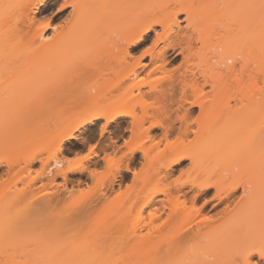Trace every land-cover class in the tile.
<instances>
[{"label":"bare ground","instance_id":"6f19581e","mask_svg":"<svg viewBox=\"0 0 264 264\" xmlns=\"http://www.w3.org/2000/svg\"><path fill=\"white\" fill-rule=\"evenodd\" d=\"M50 1L51 0H0V60L7 57H13L16 60H22L23 58L41 64L46 68L45 72L41 75H35L30 72L22 75L25 85L34 84L31 92L0 91V114H9L11 116H14L13 114H18V116L19 114H23L22 117L25 116V118H27L26 116H29V119L32 117L31 121L33 119L35 123L33 126H38L36 129L27 128L19 132L16 131L17 134H0V169L5 166L7 168V172L4 173L5 176L2 175L0 178V236L5 232H16L19 233V235L36 232L39 236L50 235V232L53 230L52 227L56 225V227H59L58 230L61 231L60 234H62L60 235V239L62 240H60L61 251H65L67 250L65 248L69 246L68 243H65L66 239L64 238L68 228L66 225L68 223V216L66 214L68 208L80 206L84 211H93L94 213L97 209L94 208L98 203H96V201L105 194L101 187L113 185L119 173L121 174L122 167L120 165L122 163V158H117L116 155L114 157L107 155L105 161L109 164V167L105 171L107 172L105 177H100V173V175H98L92 172L94 178L93 182L95 183H93L91 187L89 186L90 188L88 190L83 188L81 191L78 190V192L75 193L74 191L72 193L71 190L69 197H67L68 194L62 197L60 190L57 189L56 186L57 177L61 176L67 181L68 173L74 174L87 171L89 167L83 166V168L80 169L77 165L84 159L87 160L90 156L77 157L67 168H59L56 172H53L52 169H48L47 171L49 160L45 161L39 155H41L42 152H47L49 148H53L52 154L55 156L58 154L64 155V152L71 149L67 148L66 150L65 144L68 141L75 140L76 142L81 141L84 143L89 139L86 133L76 135V133L87 124H94L100 119H105L106 123L101 127V136H104L108 131L110 123L118 121L120 117L127 116L132 118L131 132L135 141L142 137L144 130V135L150 136L153 128L160 127L164 130V138L169 142V136L173 129L171 125L173 122H170L171 116L167 111L165 112L161 106L155 107L154 104H149L143 101L142 98L143 94L154 96L159 104V101L161 103L164 99L166 91L160 89L157 84L148 82L145 76H151L152 74L166 70L168 52L170 50L175 51L177 48L181 49L180 53L183 55V62L175 69L169 71V73H171L169 77L173 78L175 72H179V75L183 79H186L187 72H191L195 79L196 75L189 67L192 58V53H190L191 51L189 52V49L193 38L185 33L180 32V34L172 30L174 25L180 28V24L177 20L171 28H168L164 19L156 17L155 14L151 13L152 6L156 8L159 0H68L65 3L72 7V18L70 19L71 21L68 22V27L71 26L72 29L78 27L81 29V33H69L63 28L59 30L54 27L53 35L49 38L46 36V32L53 26L50 22L43 23L38 17L41 15L42 9L46 7ZM238 1L241 3L243 0ZM245 1H248L253 8L259 3L258 0ZM224 2L230 4L233 0H224ZM196 5V0H189L186 6H182L179 13L187 15L188 19L193 20L197 27L200 23L201 15L198 13L199 10ZM32 7H35L34 15L30 16L29 11L32 10ZM94 12V16L90 17L89 14H93ZM157 26L164 28L163 34H158L156 30ZM152 32H155L156 37L152 41L153 47L151 46L152 48H150V50L143 51V53L140 52V56L139 54L138 57L135 56V53L141 51L144 46L151 44ZM163 43L166 44L165 49L156 52L155 49ZM184 44L188 45V48L183 46ZM229 55L231 57H236L238 54L233 50L229 51ZM145 58L151 59V64L153 65L152 69H148L149 64L143 62ZM69 61L73 62L72 66L65 65L66 62ZM159 61H161V64H158ZM260 66L262 67L261 73L264 79V54L260 60ZM181 68H183L184 71H180ZM88 72H95L107 79V82L104 83L103 86H106L109 93H111L110 97L104 92L85 95L80 90L77 92L69 90L71 81L75 79L78 74H85ZM8 74H13V71L11 70ZM4 76L5 75L0 69V77ZM234 77L239 82L242 81V79L237 77V74H234ZM204 79L207 80L205 75ZM195 81L193 85L184 84L180 98L181 105L185 102H190L187 99L190 90L194 94V97H196V101L193 103L199 107L205 106L206 100L205 97H203L205 96L203 89L198 85L197 80ZM219 83L221 84L220 91H232L233 83L226 82L222 79L219 80ZM240 86L245 88L243 82ZM145 87H149V89L145 90ZM242 88L241 90L244 92L245 90ZM107 89L105 88V90ZM136 93H138L139 96L142 95L140 100L133 99L136 97L134 96ZM29 94L31 95L29 96ZM245 94V92L242 93V97L245 98H240V101L247 100L249 104L256 105L257 100L248 98V95ZM143 104H146L147 109L149 105H152V108L155 107L157 112L150 113L145 108L141 115L137 114V105H142L143 107ZM165 104L167 108H169L166 100ZM149 107L151 108V106ZM219 110L221 109L218 108V106L212 107L210 115L216 116ZM188 116L186 112L176 116V121L183 124L177 134V142H181L183 136L189 134L188 126L190 124V118ZM147 121H150L151 124L145 129V123ZM247 136L248 135L245 137L246 141L249 140L250 143L253 141L254 144L251 145L248 142L249 144L236 150L235 155L233 153V162L217 163L221 171L228 172V174L231 173L232 177L221 176L216 180H212V176H209L206 181L194 184L200 189L199 192L201 194H210L212 190H215L216 193H214L213 198L217 199L219 202L215 204L216 206L219 205L220 207V204L227 203L225 208L220 211L219 216L220 219L224 218L226 220L225 224L213 229L212 224L216 221V218L210 215L205 216L202 213L210 199H208L207 202L205 201L206 203L204 202L203 207L198 206L199 208H197L196 202H198L197 198L199 195L195 194V196H192L193 201H191L192 199L190 200L193 206L190 209L186 207V199L188 197H185L187 196V192L182 188L186 182L182 183V181H180V184H182L181 187L178 188V192H176L178 193L177 195L172 194L173 187L169 184H164V186L151 192V197L145 205H151L152 207L155 205L154 203L157 195L163 194L167 197L173 195L167 198V203H170L171 213L168 214L166 218L168 221L162 223L163 226L165 224L167 226L169 225V229L162 235L164 238L166 237V239H168L175 236V238L179 237L180 239H185L190 236H198L203 229L210 228V230L205 233V236L207 238H213L215 242H219V246L216 248L218 249L217 252H220L219 254L231 253L236 246L235 249H242L240 250L242 252L241 254H245L244 258L246 264H252L255 257H258L260 260L264 259V245H259V241L256 240L259 237L264 238V205H262L260 201L262 200V202H264V196L262 198L258 195L261 197L260 199L257 198V195H254L251 198L252 200L250 199V201L244 204L239 202L233 208H230L231 206L229 204V202H232L231 200L234 199L237 190L242 186V188L245 189L248 183H251L252 186L255 187L260 186V190L262 188L261 185L264 187V130L254 133L252 136L253 138L250 135L248 138ZM250 139L252 141H250ZM33 146L38 148H34ZM129 149L132 156L137 148L135 149L131 146ZM139 149L144 151L145 155L148 154L147 149L143 147H139ZM91 153L96 155L95 147H92ZM193 157L195 158L194 154L192 155L186 149L185 151L180 150L178 147L175 149L174 160L166 166V169L172 170L175 166L181 164L183 160L192 159ZM235 157L237 160H235ZM55 158L57 159L53 167H61L64 161L58 159L57 156ZM38 161L42 163V170L39 176L24 181V171L27 169L30 170V167ZM22 162L24 163V167L21 165ZM149 164L152 165V162H149ZM192 167L196 170L202 169L208 175L221 174L220 172L217 173L216 169L214 170L215 172H212L213 170H210V165L207 166L198 161H193ZM16 168H22V171L16 170ZM113 168H115L117 172H113L115 174L112 173V177L110 178L109 176H111ZM125 170L130 171L129 164ZM136 173L137 172L133 173L135 176L134 180H136L135 182H137L138 179L141 181V173ZM139 175L141 177H137ZM42 176L48 179V183L43 185L41 190L37 191L34 185ZM20 182H23L24 187L19 189L17 185ZM135 182L133 181L134 184H132L135 185ZM176 183L179 184L178 182ZM135 186L129 187L130 189H128L130 192H133L132 194L135 193L133 191L136 189ZM49 187L52 189L54 188L53 191H51L52 189L49 191ZM177 187L175 189H177ZM13 188H15V190H13ZM256 191L258 192L257 189ZM124 197H126V194L119 193L110 201L106 200L104 203V206H106L104 210H106L107 216H110L111 213L112 216L113 212L115 215V210L117 209L113 207L114 211H112L113 209L110 208H112L113 204L119 205L124 203L121 201L125 200ZM129 197L130 196H128V198ZM213 198L211 197V200ZM255 199L256 201H254ZM108 202L111 203V207ZM165 202L163 203L164 205ZM257 202L258 204H256ZM107 205L109 208L105 209ZM257 205L263 206H260V211L256 210ZM262 208L263 210H261ZM99 210L105 214L104 210L101 208L95 212ZM119 211L122 212V210ZM150 212H153V210ZM155 212L156 213L151 214V220L147 227V234L140 235L138 238L141 240V242L138 241V244L143 245L142 247H145L149 251L150 247H153L154 250L160 249L156 248V246L158 247V244L160 245L158 240H161L162 237L160 238V236L155 235V233L160 231L164 233L162 227H159L160 224L158 225L154 222L155 219L161 215L159 214L160 212L157 213L158 210ZM118 214L120 213L118 212L117 215ZM202 214L204 218L198 221L196 218H199V216L201 217ZM250 217L251 219L253 217H256L257 220L259 219L257 221L259 222V232L257 230L254 231L251 226H245L247 225L245 223L248 222L247 219ZM195 219L198 222L193 221ZM174 221H176V224H179V226L174 225L177 228L173 229V227L170 229ZM192 221L194 224L197 223L198 225L196 224V227H194L191 225L193 223ZM140 226L138 229H140ZM136 227L137 226H135V228ZM115 228H113V230ZM138 229H132L135 230L134 232L132 230L130 231L135 234L134 236L138 237V235H136ZM132 233L130 232V234ZM134 236L132 234V237ZM255 236H257V238ZM137 237H134V239L137 240ZM179 238L175 242L176 245H178L180 241H184ZM215 238L219 239V241ZM166 239L165 241H167ZM220 239L222 240L221 242ZM251 239L252 241H257V245L254 244L255 242L253 243ZM163 242L164 240L161 243ZM138 244L136 246L140 247ZM227 250L229 251L225 252ZM4 253L5 252L0 250V264H14L11 258L6 257ZM151 253H153V250ZM78 254H80V252H78ZM222 255L224 257H219V261L220 259L221 261L226 259L225 262L227 263L229 257L227 259L225 258L227 255ZM82 256L78 257L79 259L80 257L83 259L82 264H95L96 261H94L95 258H93V255L83 258ZM217 260L218 257L216 259L218 264L219 261ZM233 261L234 259L230 262L232 263ZM232 264H238V262H233ZM254 264L258 263L254 261Z\"/></svg>","mask_w":264,"mask_h":264},{"label":"rangeland","instance_id":"374dc122","mask_svg":"<svg viewBox=\"0 0 264 264\" xmlns=\"http://www.w3.org/2000/svg\"><path fill=\"white\" fill-rule=\"evenodd\" d=\"M66 1L68 0H51L48 5L42 9L41 15L38 17V19L43 21V23L50 22L53 26L46 32V36L49 38L53 35L54 27L59 30L63 28L69 33H81V29L78 27L73 29L71 26L68 27V22H70V19L72 18V7H70L69 4L67 5L65 3ZM188 1L189 0H159L156 8L155 6H152L153 10L151 9V13L155 14L156 17L164 19L168 28H171L177 20L180 24V28L174 25L172 30L192 36L193 40L190 43L189 49V52L191 51L190 53H192V58L189 63V67L195 72L196 79L191 72H187L186 79H183L179 75V72H175L173 78L169 77L171 75L169 71L175 69L183 62V55L180 53V48H177L175 51L170 50L167 55L168 64L166 66V70L163 72H157L151 76H145V79L148 82L157 84L160 89L166 91V95L162 102L160 103L159 101L158 104L154 96L146 94H143L142 97V95L139 96V94L136 93L134 94L136 97L133 98L134 100H140L142 97L143 101L149 104L152 103L155 107L161 106L165 112L167 111V113L171 116L170 122H173L171 124L173 129L171 131V135L169 136V142H167L164 138V130L160 127L153 128L150 136L145 134L148 138L145 137V130L143 129L144 131L142 137L135 141L131 132L132 118L127 116L120 117L118 121L110 123L108 131L104 134V136H101V138L98 134L101 131L100 127L106 123L105 119L96 121V124L94 123L96 126L94 124H87L85 127L81 128L76 135L86 133L88 134L87 136L90 140L88 139L85 143H82L83 146L77 144L75 140L70 142L68 141L65 144V147L66 150L67 148H71V151L67 150L64 152V155H56L58 159L64 161L61 167H53V164L57 159L55 158L56 156L52 154L53 148H49L47 152H42L39 156L45 161L49 160L47 171L48 169H52L53 172H56L59 168H67L77 157L90 156L87 160L84 159L77 165L80 169L83 168V166L89 167L87 171L74 174L68 173L67 181H65V179L61 176L57 177L56 186L57 189L60 190L62 197H65L66 194H68L67 197H69L71 190L72 193L73 191L74 193L78 192V190L81 191L83 188L88 190L93 183H95L93 182L94 178L92 176L94 172L98 175L101 174L100 177H105L107 175V172L105 171L108 169L109 164L101 158L102 155L105 156L106 154V156L110 155L113 157L116 155L117 158L121 157V176H119V173V177L113 185L109 187L108 185H105L106 187H101L105 194L96 201V203H98L94 208H97L96 210L100 208L104 210V207H106L104 206L106 200L110 201L119 193L126 194V197H124L125 200H121L124 203L119 205L113 204L112 208H110L113 209L112 211H114L113 207L118 210H115V215L113 212V217L111 216V212V217L107 216L106 210H104V214L101 210L97 212H95V210L94 213L93 211H84V209L80 208V206L68 208V212L66 214L68 216L69 224H66L68 228L64 238L66 239L65 243H68L69 246L65 248L67 249L65 251H61L60 235L62 234H60L61 231L58 230L59 227H56V225L52 227L53 230L50 232V235L44 236H39L36 232L25 235H19V233L16 232H5L2 236H0V250L5 252L4 255L8 258L10 257L14 264H82L83 259H81V257V260L78 258L79 256H82V254V258L85 256L91 257L90 255H93V258H95L94 261H96L95 264H217L216 259L218 257L217 261H219V257L221 258L223 256L222 254H225V256L227 255L225 258L228 259L229 257V260H227L226 263V259H223V261L220 259V264H232L233 262L246 264L244 258L245 254H241L242 252L240 250L242 249H235L236 246L234 248L235 252L233 251L228 253L230 255L226 253L219 254L220 252H217L218 249H216L219 246V242H215L213 238H207L205 236V233L210 230V228L203 229L199 233L200 236L195 235L185 239L181 238L184 241H180L178 245H176L175 242L179 237H176V239L174 236L172 237L173 239H166V237L164 238V236H162L166 233V230L169 229V225L167 226L165 224L167 226L166 227L162 224L163 222L168 221L166 218L168 217V214L171 213L170 203H167V198L177 195L178 193L176 192H178V188L181 187L182 183L186 182L184 183L185 185L183 184L184 186L182 185L184 191L187 192V196L185 198L188 197V200L186 199V207H189L190 209L193 206L191 201H193L192 196H195V194L199 195L196 207H203L204 204L202 205V203L205 199H211V197L213 198L216 191L212 190L210 194H201L199 192L200 189L194 184L206 181L209 176H212V180H216L221 176L232 177L231 173L228 174V172L221 171L220 166H218L217 163L233 162V153L235 155L236 150H239L242 146L250 143L249 140L246 141V135H250L252 137L254 133L264 130V79L263 74L261 73L262 67L260 66V60L264 54V0H258L259 3L254 8L248 1L245 0L241 3L238 0H233L232 3H228L229 5L226 4L224 0H198V2L196 0V6L199 10L198 13L201 15L200 23L197 27L193 20L188 19L187 15L179 13L182 6H186ZM34 9L35 7H32V10L29 11L30 16L34 15ZM94 14L95 12L93 14H89V16H94ZM156 30L158 31V34H163L164 32V28L161 26H157ZM155 38V32H152L151 44L144 46L141 51L135 53V56L138 57V54L139 56L141 54L140 52L143 53V51L150 50V48L153 47L152 41ZM183 46L188 48V45L186 44ZM165 47L166 44H160L155 51H162ZM233 50L238 54L236 57H231L229 55V51ZM143 62L149 64L148 69L153 68L150 58H145ZM158 64H161V61H159ZM65 65L72 66L73 62H66ZM0 69L5 75L4 77H0L1 92H31L34 84L25 85L22 75L29 72L35 75H41L46 70L45 66L41 64L34 63L23 58L22 60H16L13 57L2 58L0 60ZM11 70L13 71V74L9 75L8 72ZM180 71H184L183 68H181ZM234 74H237V77L242 79V81L239 82L235 79ZM204 75L207 80L204 79ZM220 79L233 83L231 92H227L225 90L220 91ZM195 80H197L198 85L203 89L205 95L203 97H205L206 100L205 106L199 107L193 103L196 101V97H194V94L190 90L187 98L190 102H185L181 105L180 98L184 84L193 85L196 82ZM106 82V78H103L95 72L78 74L75 79L71 81V87L69 90L73 92L80 90L85 95L104 92L108 97H110L111 93H109L106 86H103ZM242 82L245 84V88L240 86ZM105 88L107 90H105ZM241 88L245 90V95H248V98L257 100L256 105L249 104L247 100L240 101V98H245L242 97V93L244 92H242ZM148 89L149 87H145V90ZM30 95L31 94H29V96ZM165 100L169 105V108H167ZM149 106H151V108ZM149 106L147 109L146 104H143V107L142 105H137V114L141 115L145 108L150 113L157 112L155 107L152 108V105ZM214 106H218V108L221 109L218 114L216 113V116L210 115V110L212 107L214 108ZM185 112L190 118V124L188 126L189 134L183 136V142H177L176 140H178V138L176 137L183 124L176 121V116ZM13 115L16 117L9 114H0V134L11 133L10 135H12L15 133L17 134L20 130H26L27 128H38V126H33L35 123L33 122V119L31 121L32 117L29 119V116H26L27 118H25V116L22 117L23 114H19L20 117L18 114ZM150 124V121H147L145 123V129L146 127H149ZM123 128H127L128 131L125 133L122 132ZM123 133L125 140H123V144L119 146L120 143H122V139L118 137ZM108 136H112L114 139L118 138L119 141L115 143L111 142L110 147L103 149L104 143L108 141ZM250 141L252 140L250 139ZM250 144H254L253 141ZM131 146L135 149L137 148L136 152H134V155L132 156L129 149ZM33 147L35 148L36 146ZM92 147H95L96 155L91 153ZM139 147L147 149L148 151H146L148 154L145 155L144 151H141L142 148L139 149ZM178 147L180 150L185 151L186 149L192 155L194 154L195 158L185 159L181 164L175 166L172 170H167L166 166L174 160L175 149ZM235 160H237L236 157ZM193 161L201 162L207 166L210 165V170H213L212 172H215L214 170L216 169L217 173L220 172L221 174L208 175L202 169L196 170L192 167ZM149 162H152V165H150ZM127 163L133 173H141L142 180L140 181L137 178L140 182H135L136 180H134L135 176L133 173L130 174V172H128L129 174L127 176L125 175L127 171H125L124 168L128 166ZM21 165L24 167L23 162ZM22 168H16V170L22 171ZM114 169L115 168H113V170ZM6 170V166L0 169V178L2 175L5 176L4 173L7 172ZM41 170L42 163L40 161L30 167V170H23L25 173V176L23 175L24 181L30 178L38 177ZM113 170L111 172V176H109L110 178L112 177L113 172H117L116 169L114 171ZM141 176L139 175L137 177ZM159 180L160 182L162 180V182L160 183ZM133 181L136 183V186L133 185ZM174 181L179 184H175ZM180 181H182L181 184ZM47 183L48 179L42 176L38 179V181H36L34 188L39 191L43 188V185ZM164 184H169L173 187V195L168 197L163 194L157 195L155 198V205H153V207L151 205H145L151 197V192L164 186ZM131 185L136 187L133 191L137 196L128 190L132 187ZM17 186L20 189L24 187V184L23 182H20ZM261 186V190L260 186L255 187L252 186L251 183L246 184L245 189L242 188L243 186L240 187L235 193L234 199L231 200L232 202H229L231 206L230 208H233L239 202L244 204L245 202L250 201L254 195H259L263 198L264 187L263 185ZM176 187L177 189H175ZM15 188H13V190H15ZM254 188H256L258 192ZM51 189L52 188H50L49 191ZM53 189L51 191H53ZM128 196L131 198H128ZM259 196L257 198L261 199ZM254 201H256V199ZM260 201L261 204L264 205V202H262V200ZM164 202L166 206L163 204ZM217 203H219L218 200L213 198L207 206L208 209L211 205H215ZM226 204L227 203L220 204V207L219 205H215L212 211L207 210L206 206L204 207L202 213L205 216L210 215L216 218V221L212 224L213 229L226 223L224 218L220 219L219 217L220 211L225 208ZM256 204H258V202ZM110 205L111 203H109V206ZM262 205H257V208L255 207L256 210L260 211V206ZM109 206L107 205V208L105 209H108ZM119 210H122V212ZM152 210L153 212H150ZM157 210V213L160 212L159 214L161 215L155 219L154 222L158 225H162H159V227H162L164 233H161V231L155 233V235H159L160 238L162 237L161 240H158L160 245L158 244V247L156 246V248L160 249L155 248L156 250H154L153 247L152 249L151 247L149 248L146 246L150 249L149 251L145 247H142L143 245L138 244V241L141 242L138 238L140 235L147 234V227L151 220V214L156 213L155 211ZM261 210H263V208ZM118 212L120 214L117 215ZM203 214L201 217L199 216V218L197 217L196 219L199 221L204 218ZM196 219L193 221L198 222ZM247 220L248 222L245 223L247 224L245 226H251L254 231L257 230L259 232V222H257L259 219L257 220L256 217L251 219L250 217ZM172 223L174 224L170 227V229L173 227V229H176V221ZM196 224L197 223L194 224L193 222L191 225L196 227ZM135 226L137 227L135 228ZM139 226L142 230L138 229ZM177 226H179V224ZM113 228L115 229L113 230ZM132 229H138L136 232L138 237L134 236L135 234L132 233V231L134 232L135 230ZM130 232L134 237H137V240L132 237ZM255 237L257 238V236ZM259 238L256 240L260 242H258L259 245L263 246L264 238L262 237L260 240ZM165 239L167 241H165ZM163 240L164 242L161 243ZM216 240L219 241V239ZM254 240L252 241L251 239V241L256 244L257 241ZM221 241L222 240L220 239V242ZM137 244L140 247H137ZM152 250L153 253H151ZM228 251L229 250L225 252ZM78 252H80V254H78ZM233 259L234 261L231 263L230 261ZM254 261L259 264L260 259L255 257L253 263H251L254 264Z\"/></svg>","mask_w":264,"mask_h":264},{"label":"flooded vegetation","instance_id":"af4514ba","mask_svg":"<svg viewBox=\"0 0 264 264\" xmlns=\"http://www.w3.org/2000/svg\"><path fill=\"white\" fill-rule=\"evenodd\" d=\"M100 128H101V127H100ZM127 131H128L127 128H123V129H122V132H124V133L127 132ZM124 133H123V134H120L119 137H118V138L122 139V143H120L119 146H121V144H123V140H125V138H124ZM98 136L101 138V131H100V133L98 134ZM107 138H108V141L104 143L103 149H107L108 147H110V146H111V142H114V143H115V142L119 141L118 138L114 139L112 136H108ZM82 143H83V142H81V141H80V142H77V144L83 146ZM84 143H85V142H84ZM112 147H113V146H112ZM114 150H116V149H114ZM105 157H106V154H105V156L102 155L101 158L105 161ZM124 169H125V168H124ZM125 171H127V170H125ZM128 172H130V174L133 173V171H131V169H130V171H127V173H125L126 176L129 174ZM121 174H122V173H121ZM121 174H120L119 176H121ZM119 176H118V177H119ZM118 177H117V178H118ZM116 180H117V179H116ZM207 200H208V199H205L206 202H207ZM210 200H211V199H210ZM210 200H208L209 202L207 203L206 208H207V210L212 211V210L214 209V206H215V205H211V207H210L209 209H208V207H207L208 204L210 203ZM205 201H204V202H205ZM204 202L202 203V205L204 204ZM206 202H205V203H206Z\"/></svg>","mask_w":264,"mask_h":264},{"label":"snow or ice","instance_id":"6c2138e0","mask_svg":"<svg viewBox=\"0 0 264 264\" xmlns=\"http://www.w3.org/2000/svg\"><path fill=\"white\" fill-rule=\"evenodd\" d=\"M48 26H50V25H48ZM259 264H264V259H261Z\"/></svg>","mask_w":264,"mask_h":264}]
</instances>
